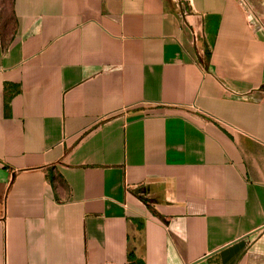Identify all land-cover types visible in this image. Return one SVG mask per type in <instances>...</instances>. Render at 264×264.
Here are the masks:
<instances>
[{
  "label": "crops",
  "instance_id": "crops-1",
  "mask_svg": "<svg viewBox=\"0 0 264 264\" xmlns=\"http://www.w3.org/2000/svg\"><path fill=\"white\" fill-rule=\"evenodd\" d=\"M0 264H264V0H11Z\"/></svg>",
  "mask_w": 264,
  "mask_h": 264
},
{
  "label": "rangeland",
  "instance_id": "rangeland-1",
  "mask_svg": "<svg viewBox=\"0 0 264 264\" xmlns=\"http://www.w3.org/2000/svg\"><path fill=\"white\" fill-rule=\"evenodd\" d=\"M12 23L11 0H0V26H9Z\"/></svg>",
  "mask_w": 264,
  "mask_h": 264
}]
</instances>
